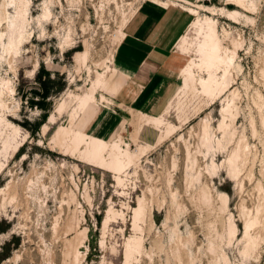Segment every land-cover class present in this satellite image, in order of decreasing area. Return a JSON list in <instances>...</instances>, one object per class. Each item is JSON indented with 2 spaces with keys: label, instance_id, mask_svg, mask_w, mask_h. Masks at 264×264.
<instances>
[{
  "label": "rangeland",
  "instance_id": "obj_1",
  "mask_svg": "<svg viewBox=\"0 0 264 264\" xmlns=\"http://www.w3.org/2000/svg\"><path fill=\"white\" fill-rule=\"evenodd\" d=\"M12 1L0 0V264H264V0L185 3L216 9L197 7L173 48L175 92L118 121L115 52L142 0H26L14 53ZM210 26L218 68L200 65Z\"/></svg>",
  "mask_w": 264,
  "mask_h": 264
},
{
  "label": "crops",
  "instance_id": "obj_2",
  "mask_svg": "<svg viewBox=\"0 0 264 264\" xmlns=\"http://www.w3.org/2000/svg\"><path fill=\"white\" fill-rule=\"evenodd\" d=\"M188 1L196 0H142L128 19L115 52V63L127 74L109 114L115 121L126 110L157 114L167 106L178 85L168 62L193 20L185 6ZM107 118L94 129L99 130Z\"/></svg>",
  "mask_w": 264,
  "mask_h": 264
},
{
  "label": "bare ground",
  "instance_id": "obj_3",
  "mask_svg": "<svg viewBox=\"0 0 264 264\" xmlns=\"http://www.w3.org/2000/svg\"><path fill=\"white\" fill-rule=\"evenodd\" d=\"M247 1L248 0H235L234 3H236L239 6H243V5L247 4ZM13 2L16 6L17 14L12 19V23L10 25V29H9V33H8L7 49L10 52L14 53V52H17L19 44L22 42L23 38H25L24 37L25 32H24L23 28H24V25L26 22V17H27V16L25 17L26 12H27V2H26V0H13L12 3ZM201 6H207L212 11H215V9H216L215 6L203 5L200 3H197L196 8L201 7ZM196 8H189V9L191 12H197ZM48 14H49V12L45 13V15H48ZM199 19H200L201 25H203V23L205 21L209 22V23H212L214 21L212 19V17H210V15H204V17H199ZM200 53H201L200 65L201 64L205 65L207 68H214V67L218 68L220 66V64L224 62L226 57L223 56V54H222L220 38L218 36V33H217L215 27L210 26V29L205 36V39L200 44ZM224 73L226 74L227 70H225ZM186 74L188 75V77L193 76L191 69H187ZM213 81H214V79H213V73L212 72L209 74L208 78H205L202 80L203 87L206 91H210L213 89V87H214ZM0 104H1V102H0ZM90 108H93V110H94L93 105H91ZM237 156H239V155H237ZM138 212H139V209L136 208V214H138ZM251 225H252V222H249L247 224V229H249L250 228L249 226H251ZM233 228L235 230L234 224H233ZM247 229H246V234L249 235V230H247ZM128 251H130V250L127 249V252Z\"/></svg>",
  "mask_w": 264,
  "mask_h": 264
},
{
  "label": "trees",
  "instance_id": "obj_4",
  "mask_svg": "<svg viewBox=\"0 0 264 264\" xmlns=\"http://www.w3.org/2000/svg\"><path fill=\"white\" fill-rule=\"evenodd\" d=\"M47 118H48V112H46V113L43 114L42 122L40 124H42L43 122H45ZM6 256H8V254H6V253H0V258H6Z\"/></svg>",
  "mask_w": 264,
  "mask_h": 264
}]
</instances>
